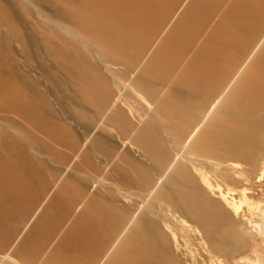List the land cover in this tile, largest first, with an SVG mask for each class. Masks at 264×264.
Listing matches in <instances>:
<instances>
[{"label": "rangeland", "instance_id": "obj_1", "mask_svg": "<svg viewBox=\"0 0 264 264\" xmlns=\"http://www.w3.org/2000/svg\"><path fill=\"white\" fill-rule=\"evenodd\" d=\"M235 1L0 0V264L78 256L81 264H107L140 217L157 225L173 264H264V150L251 165L223 162L189 142L213 98L229 90L264 43V20L248 42L226 40L238 33L224 34ZM133 34L136 52L126 41ZM223 35L217 59L232 56L226 79L196 94L180 91L176 78ZM162 52L174 54L172 70L151 77L147 69ZM87 72L105 83L103 104L90 100ZM163 95L197 108L180 136L157 108ZM119 108L128 127L117 121ZM143 124L164 141L161 168L134 140ZM124 158L148 169L149 185L125 171ZM176 164L230 212L242 247L215 252L193 221L156 196ZM93 205L117 221L85 249L78 238L95 220Z\"/></svg>", "mask_w": 264, "mask_h": 264}, {"label": "bare ground", "instance_id": "obj_2", "mask_svg": "<svg viewBox=\"0 0 264 264\" xmlns=\"http://www.w3.org/2000/svg\"><path fill=\"white\" fill-rule=\"evenodd\" d=\"M231 10L232 14L224 24V34L230 31L238 33L227 39L225 35L217 37L211 46L202 50L195 57L191 66L176 78L175 84L182 89L180 91L191 90L196 94L210 82L214 84L215 88L217 85L219 86L227 77L224 76V73L228 70L232 56L230 57L229 53H224L221 59H217L218 41L225 37L229 42H248L257 32V29L252 28V26L255 25L256 21L264 20V0H236L232 4ZM149 20L150 17H145L144 24H148ZM112 25L114 26V22ZM126 41L132 51L138 50V34L131 35ZM174 43H177V39ZM122 53L119 56L124 59ZM173 56L174 54L162 52L154 60L153 66L147 69V72L151 77L170 72L175 62ZM84 79L90 100L98 105L103 104L106 100L104 97L106 94L105 83L103 82V84L100 79L88 72L84 74ZM204 96L207 98V94ZM156 103L157 108L173 124L175 134L178 136L189 130L192 127V122L196 120L197 108L191 109L192 107L189 108L190 105L181 103L170 95L161 96L156 100ZM200 105L206 104L201 103ZM209 108V114L205 120L191 131L192 135L189 141L191 147L202 149L204 152L216 156L219 160H224L223 162L232 160L234 163L238 161L251 165L256 163L258 153L264 150V43L235 83L225 94L219 95L216 99L213 98ZM117 121L125 127L130 125V121L120 108L118 109ZM134 140L144 150V155L157 167L161 168L165 165L168 160V151L163 139L150 124H143L137 130ZM122 163L127 173L133 175L143 184L149 185L152 178L146 167L126 158L122 159ZM156 196L165 199L193 221L204 232L215 252L224 254L233 246L243 244V236L239 232V226L236 225L230 212L218 201L205 195L197 185L196 180L183 166L176 164L172 167L164 182L157 189ZM101 205H93L92 212L95 220L89 228L80 231L78 239L86 244L85 249L92 245L99 235L107 233L110 226L117 221L116 214L110 209L101 207ZM81 257L62 261L54 260L49 264H81L83 258ZM143 262L173 264L166 249L164 235L159 231L157 225L144 217H140L116 248L107 264H141Z\"/></svg>", "mask_w": 264, "mask_h": 264}, {"label": "water", "instance_id": "obj_3", "mask_svg": "<svg viewBox=\"0 0 264 264\" xmlns=\"http://www.w3.org/2000/svg\"><path fill=\"white\" fill-rule=\"evenodd\" d=\"M37 218V215H36V217H35V219ZM30 227H31V225H30Z\"/></svg>", "mask_w": 264, "mask_h": 264}]
</instances>
